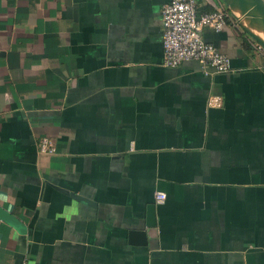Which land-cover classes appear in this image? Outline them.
Instances as JSON below:
<instances>
[{
  "label": "crops",
  "instance_id": "0c3cea01",
  "mask_svg": "<svg viewBox=\"0 0 264 264\" xmlns=\"http://www.w3.org/2000/svg\"><path fill=\"white\" fill-rule=\"evenodd\" d=\"M165 1L0 0V264H264L263 56L164 65Z\"/></svg>",
  "mask_w": 264,
  "mask_h": 264
},
{
  "label": "built area",
  "instance_id": "2783aa9c",
  "mask_svg": "<svg viewBox=\"0 0 264 264\" xmlns=\"http://www.w3.org/2000/svg\"><path fill=\"white\" fill-rule=\"evenodd\" d=\"M222 1V0H221ZM219 1L213 9L197 12L195 0H166L160 7L162 62L174 66L184 60L196 61L203 70L222 72L229 68V59L211 42L202 38L201 30L208 26L214 30L221 29L226 18L230 15L224 2ZM252 47L262 54L264 66V47L261 43L250 38ZM209 104H217L218 97L208 98ZM47 139L41 138V150L50 152ZM157 201L164 198L162 191H155Z\"/></svg>",
  "mask_w": 264,
  "mask_h": 264
},
{
  "label": "water",
  "instance_id": "95a60500",
  "mask_svg": "<svg viewBox=\"0 0 264 264\" xmlns=\"http://www.w3.org/2000/svg\"><path fill=\"white\" fill-rule=\"evenodd\" d=\"M227 7L230 15L240 25V27L251 37L257 40L264 47V38L256 33L254 29L264 32V0H222ZM74 198L86 200L78 194L68 192ZM145 224L148 227L144 231H133L132 236L140 237V241L145 243L148 229L154 226V215L152 206H149L145 216Z\"/></svg>",
  "mask_w": 264,
  "mask_h": 264
},
{
  "label": "bare ground",
  "instance_id": "6f19581e",
  "mask_svg": "<svg viewBox=\"0 0 264 264\" xmlns=\"http://www.w3.org/2000/svg\"><path fill=\"white\" fill-rule=\"evenodd\" d=\"M254 31H255L256 33H259V35H261V36L264 38V32H263V31H261V30H259V29H254Z\"/></svg>",
  "mask_w": 264,
  "mask_h": 264
}]
</instances>
